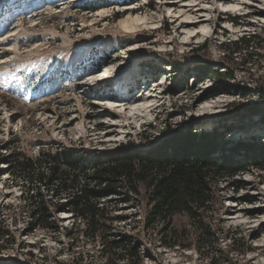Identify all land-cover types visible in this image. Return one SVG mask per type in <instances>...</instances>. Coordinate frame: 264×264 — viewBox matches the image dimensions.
<instances>
[{
    "label": "rangeland",
    "instance_id": "374dc122",
    "mask_svg": "<svg viewBox=\"0 0 264 264\" xmlns=\"http://www.w3.org/2000/svg\"><path fill=\"white\" fill-rule=\"evenodd\" d=\"M90 1L0 0V264H135L117 258L123 250L108 263L103 246L75 232L83 223L67 212L54 214L55 232L30 230L27 196L35 190L24 195L12 156L80 152L91 161L213 127L231 147L264 144V45L251 60L244 51L230 58L220 48L242 36L264 39V0H241L246 5L232 11L226 5L239 0H97L96 11L82 9ZM181 21H195L187 28L193 34L179 28ZM205 64L231 77L191 74ZM176 84L182 90L168 95ZM135 102L151 105L133 117ZM40 190L50 199L51 192ZM119 192L101 203L106 216L126 220L106 225L110 239L126 238L139 264H264V171L248 169L219 185L206 219L217 240L202 255L193 246H162L165 226L144 228L143 196L124 202L127 190ZM171 228L185 231L182 246L195 237L184 215ZM220 231L237 241H222Z\"/></svg>",
    "mask_w": 264,
    "mask_h": 264
},
{
    "label": "trees",
    "instance_id": "16d2710c",
    "mask_svg": "<svg viewBox=\"0 0 264 264\" xmlns=\"http://www.w3.org/2000/svg\"><path fill=\"white\" fill-rule=\"evenodd\" d=\"M99 8L100 2L97 0L82 6V9L88 11ZM228 20L235 25L239 24L236 17H228ZM263 45L264 39L257 35H247L234 42L221 44L220 48L230 58L244 51V56L251 60L258 56L257 50H261ZM204 49L206 46H201V50ZM190 72L197 77H231V73L217 72L210 64L197 66ZM182 88L176 84L168 90V95H176ZM249 112L253 113V110ZM219 130L213 127L209 133L191 130L174 132L161 145L141 149L131 147L112 156H93L91 161L80 152L48 154L40 159L10 157L14 178L22 179L27 185L24 195L35 190V193L27 196L30 230L37 228L55 232L57 228L52 219L54 214L67 212L74 221L83 223L82 228L77 226L75 232L81 231V237L91 242L97 240L103 246L108 263L114 261L117 251L123 250V255L117 257L119 260L127 256L128 261L139 264L138 254L134 255L124 245L125 237L120 241L110 239L111 226L106 223L126 219L106 216V209L101 203L108 194L116 193L120 196L122 193L119 191L126 189L124 202L133 201L134 196H143L148 206L145 230L156 223L165 226L160 231L162 246H193L200 255L201 252L206 253L217 240L206 219L211 213L219 185L248 169L264 171V144L238 141L231 147ZM89 166L93 170L92 175L85 173ZM80 176L85 177V181L81 182ZM41 188L47 193L51 192L50 199L41 192ZM21 196L23 199V193ZM62 197L64 202H60ZM177 215L186 216L194 231L195 237L188 245L182 246L178 241L181 236L188 238L186 234L181 235L185 231L171 228L172 220ZM233 235L220 231L222 241L235 243L237 238ZM210 264H213V259Z\"/></svg>",
    "mask_w": 264,
    "mask_h": 264
},
{
    "label": "bare ground",
    "instance_id": "6f19581e",
    "mask_svg": "<svg viewBox=\"0 0 264 264\" xmlns=\"http://www.w3.org/2000/svg\"><path fill=\"white\" fill-rule=\"evenodd\" d=\"M195 1H196V0L190 1V2H189V5L194 4ZM244 5H246L245 1L242 2L241 0H239V1L235 2V3H229V4H227L225 8H226V10H228V11H232V10H236V9H241L242 7H244ZM128 18H130V17H128ZM138 19H139V18H138ZM185 19H186V18H185ZM139 21H140V20H137V19H134V20H132V19H127L125 23L128 24V25H134V23L138 25ZM121 23H122V22H121ZM194 23H195V21H194ZM194 23H188V22H182V21H181V22H179V28L186 29V31H188L189 35H191V34H193V32L189 30L190 28H189V29H187V28H188L189 25L194 24ZM137 25H136V26H137ZM196 25H197V24H196ZM198 25H199V24H198ZM200 27H201V26H200ZM130 28H131V27H130ZM203 28H204V27H203ZM197 29H198V28H197ZM200 32H201V31H200ZM136 104H138V103L135 102V103H132L131 105H129V112H130L131 114H133V117H135V116L137 117V115H135V114H137V113H139V112H142V110H144L146 107H148V106L151 105V104L145 102L144 104H142V105L139 107V105L136 106ZM240 211H241V210H240ZM233 215L236 216V218H237L239 215H241V213L235 211V212L233 213Z\"/></svg>",
    "mask_w": 264,
    "mask_h": 264
}]
</instances>
